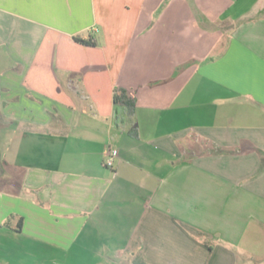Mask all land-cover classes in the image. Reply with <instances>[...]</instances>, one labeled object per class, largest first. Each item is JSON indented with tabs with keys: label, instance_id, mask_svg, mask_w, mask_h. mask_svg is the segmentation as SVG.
<instances>
[{
	"label": "crops",
	"instance_id": "crops-1",
	"mask_svg": "<svg viewBox=\"0 0 264 264\" xmlns=\"http://www.w3.org/2000/svg\"><path fill=\"white\" fill-rule=\"evenodd\" d=\"M251 230L264 0H0V264H264Z\"/></svg>",
	"mask_w": 264,
	"mask_h": 264
},
{
	"label": "trees",
	"instance_id": "trees-1",
	"mask_svg": "<svg viewBox=\"0 0 264 264\" xmlns=\"http://www.w3.org/2000/svg\"><path fill=\"white\" fill-rule=\"evenodd\" d=\"M75 39L83 44L86 45H93L94 42L90 38H83L80 36H76ZM114 102L116 104H121L126 107L127 114L129 117H132L134 115V110H135V105L136 102L134 98L130 97L127 94V91L122 89V90H117L114 95Z\"/></svg>",
	"mask_w": 264,
	"mask_h": 264
},
{
	"label": "built area",
	"instance_id": "built-area-1",
	"mask_svg": "<svg viewBox=\"0 0 264 264\" xmlns=\"http://www.w3.org/2000/svg\"><path fill=\"white\" fill-rule=\"evenodd\" d=\"M119 157H120V154L117 148H109L104 158L105 166L109 168H114L116 161Z\"/></svg>",
	"mask_w": 264,
	"mask_h": 264
},
{
	"label": "rangeland",
	"instance_id": "rangeland-1",
	"mask_svg": "<svg viewBox=\"0 0 264 264\" xmlns=\"http://www.w3.org/2000/svg\"><path fill=\"white\" fill-rule=\"evenodd\" d=\"M252 225H254V224H252ZM251 232H252V230L247 234L246 241L247 240L252 241V243H253L252 245H255V244H258V246L261 245V249H259V250H262L264 253V231L261 232L262 236L259 238L253 237Z\"/></svg>",
	"mask_w": 264,
	"mask_h": 264
}]
</instances>
